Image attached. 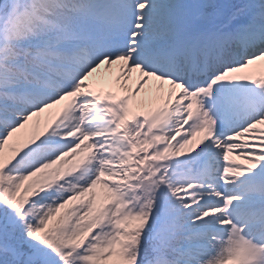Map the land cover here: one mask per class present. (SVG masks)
<instances>
[{
	"label": "snow or ice",
	"instance_id": "1",
	"mask_svg": "<svg viewBox=\"0 0 264 264\" xmlns=\"http://www.w3.org/2000/svg\"><path fill=\"white\" fill-rule=\"evenodd\" d=\"M0 264H264V0H0Z\"/></svg>",
	"mask_w": 264,
	"mask_h": 264
},
{
	"label": "bare ground",
	"instance_id": "2",
	"mask_svg": "<svg viewBox=\"0 0 264 264\" xmlns=\"http://www.w3.org/2000/svg\"><path fill=\"white\" fill-rule=\"evenodd\" d=\"M230 159H233V157L230 156Z\"/></svg>",
	"mask_w": 264,
	"mask_h": 264
}]
</instances>
